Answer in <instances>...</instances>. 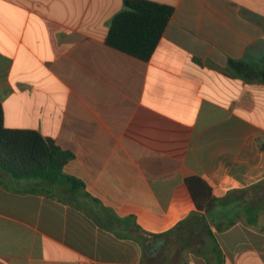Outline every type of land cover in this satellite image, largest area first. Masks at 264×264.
<instances>
[{"label": "crops", "instance_id": "1", "mask_svg": "<svg viewBox=\"0 0 264 264\" xmlns=\"http://www.w3.org/2000/svg\"><path fill=\"white\" fill-rule=\"evenodd\" d=\"M151 1L141 61L105 42L123 0H0L4 125L73 156L0 168V264H264V0Z\"/></svg>", "mask_w": 264, "mask_h": 264}, {"label": "trees", "instance_id": "2", "mask_svg": "<svg viewBox=\"0 0 264 264\" xmlns=\"http://www.w3.org/2000/svg\"><path fill=\"white\" fill-rule=\"evenodd\" d=\"M174 7L151 0H123L122 9L109 23L106 36L108 47L148 61L154 53ZM264 83V71L260 74ZM72 154L62 150L55 142L36 131L10 129L4 125V110L0 103V168L13 177H42L52 180L63 175V168ZM78 184L79 181L67 177ZM186 183L199 210L209 211L210 187L199 177H189Z\"/></svg>", "mask_w": 264, "mask_h": 264}, {"label": "built area", "instance_id": "3", "mask_svg": "<svg viewBox=\"0 0 264 264\" xmlns=\"http://www.w3.org/2000/svg\"><path fill=\"white\" fill-rule=\"evenodd\" d=\"M76 264H94V263L90 260H80L77 261Z\"/></svg>", "mask_w": 264, "mask_h": 264}]
</instances>
